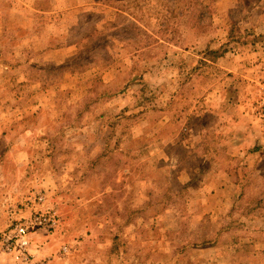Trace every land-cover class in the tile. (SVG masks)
Wrapping results in <instances>:
<instances>
[{
    "label": "rangeland",
    "instance_id": "obj_1",
    "mask_svg": "<svg viewBox=\"0 0 264 264\" xmlns=\"http://www.w3.org/2000/svg\"><path fill=\"white\" fill-rule=\"evenodd\" d=\"M102 2L0 0V245L56 208L59 227L28 237L48 264H264V150L249 153L264 135V0H197L199 23L170 43L88 55L132 19ZM210 45L226 53L207 66Z\"/></svg>",
    "mask_w": 264,
    "mask_h": 264
},
{
    "label": "trees",
    "instance_id": "obj_2",
    "mask_svg": "<svg viewBox=\"0 0 264 264\" xmlns=\"http://www.w3.org/2000/svg\"><path fill=\"white\" fill-rule=\"evenodd\" d=\"M113 1V2H112ZM119 0H103V5L112 7L117 10V12L122 13L125 12V10L129 11V14L132 15V19L123 26H115L114 33H103L100 36H98L93 42V49L90 50V54L93 52L98 51L99 46L101 48H105L106 44L109 42H113L115 39L120 40H126L128 42L133 41L134 43L141 42V37L143 34L146 35L148 40L151 41L153 44H165L170 43L173 38L177 35L179 31V25L181 23H193L196 25L200 21V15L202 16V11L197 7V4L195 3L197 0H174V2H170L171 0H167L169 3V6L167 4H162V2H154V0H129L126 4L127 6H124L123 4L118 2ZM100 3V2H97ZM168 6V8H167ZM131 9H134L132 11ZM192 25V27L194 26ZM194 29V28H193ZM115 34V35H114ZM223 46V45H222ZM146 48L142 44L139 45L136 53L141 51V49ZM212 48L211 45L205 47L203 50H201L203 57L201 60H199V63L204 65H210L215 64L219 61V59L223 56L224 53H226V50L224 48ZM92 56L85 58L81 60L78 64V67L80 69H85L88 65L92 64L97 57ZM86 62V63H83ZM188 79V78H186ZM185 83V82H184ZM144 86L141 90V96L142 92H145ZM126 88H123L120 90V92H124ZM226 91H231L230 88H225ZM237 116L238 119H240V113L238 111ZM254 134L256 136V143L251 148L249 153H259L262 150H264V135L263 131L256 132L254 131ZM260 134V135H258ZM236 137H232V144L234 146H237L240 144L241 139L236 140ZM235 141V142H234ZM223 150H227V148H224ZM230 155V154H229ZM229 161H234L235 158L233 156H227ZM230 166V165H229ZM203 170L205 171L206 168L203 167ZM227 171L232 173V171L227 166ZM30 244V243H29ZM30 246V245H29ZM56 262V261H55ZM54 262V263H55Z\"/></svg>",
    "mask_w": 264,
    "mask_h": 264
},
{
    "label": "built area",
    "instance_id": "obj_3",
    "mask_svg": "<svg viewBox=\"0 0 264 264\" xmlns=\"http://www.w3.org/2000/svg\"><path fill=\"white\" fill-rule=\"evenodd\" d=\"M257 114L264 126V96L258 105ZM46 196L40 195L38 205L45 204ZM70 220L79 221L80 217L77 212L69 213ZM60 225V220L56 208L44 210L37 208L32 211L28 217L21 218L15 222L10 230L1 236L0 249L3 253L10 256L13 264H48L52 261L53 256L43 258L37 257L29 247L28 237L38 231L50 232L56 230ZM67 247L62 248V252L66 253Z\"/></svg>",
    "mask_w": 264,
    "mask_h": 264
},
{
    "label": "crops",
    "instance_id": "obj_4",
    "mask_svg": "<svg viewBox=\"0 0 264 264\" xmlns=\"http://www.w3.org/2000/svg\"><path fill=\"white\" fill-rule=\"evenodd\" d=\"M218 181V180H217ZM218 186V185H217ZM220 246L217 245V251L219 252L220 251Z\"/></svg>",
    "mask_w": 264,
    "mask_h": 264
}]
</instances>
